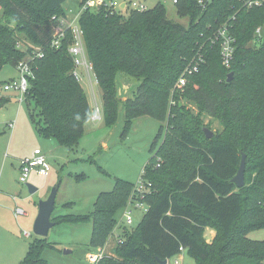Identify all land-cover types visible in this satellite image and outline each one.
I'll return each mask as SVG.
<instances>
[{"label": "trees", "instance_id": "16d2710c", "mask_svg": "<svg viewBox=\"0 0 264 264\" xmlns=\"http://www.w3.org/2000/svg\"><path fill=\"white\" fill-rule=\"evenodd\" d=\"M66 1L0 0V69H15L30 59L24 102L38 117L30 114L31 121L41 137L74 149L91 108L71 75ZM75 1L105 126L111 129L122 110V137L130 122L143 116L166 127L140 178L150 183L147 192L139 195L117 181L113 191L99 195L89 215L51 221L90 222L89 245L102 248L117 227L116 213L130 199L146 204V210L135 227H125L119 236L114 252L122 262L94 264H169L183 252L194 264H264V239L247 237L264 229V1L247 8L243 0H177L176 13L189 19L187 27L170 21L161 4L124 16L104 3L91 11V0ZM224 24L234 39L229 67L222 65L219 44L213 41ZM61 35L59 47H52ZM24 39L30 45L20 48L17 43ZM118 77L137 84L125 100L116 96ZM180 79L186 82L177 89ZM181 101L194 105L196 114L179 106ZM202 115L218 121L222 130L208 138ZM162 131L161 125L156 139ZM242 154L244 186L237 188L232 179ZM206 228L215 231L209 243ZM48 247L45 238H36L20 264H48L41 258Z\"/></svg>", "mask_w": 264, "mask_h": 264}, {"label": "rangeland", "instance_id": "374dc122", "mask_svg": "<svg viewBox=\"0 0 264 264\" xmlns=\"http://www.w3.org/2000/svg\"><path fill=\"white\" fill-rule=\"evenodd\" d=\"M107 2L108 0H91L89 8L95 11L98 5ZM132 2L142 3L147 9L161 4L170 21L183 27H187L189 23L187 17H178L171 0H112V5L116 11H121V14L126 16L130 10L120 9V5ZM62 8L70 22L78 21L79 8L75 0L66 1ZM24 41L21 45H30L28 40ZM19 76V72L10 66L0 69V97L9 98L8 101H0V264H20L29 244L39 238L32 229L38 213V204L49 196L54 186L58 185V189L51 218L89 215L99 195L113 191L117 181L137 186L143 169L164 139L166 127L165 123L148 116L133 119L126 134L108 149L104 146V140L111 129L105 126L103 117L100 121H92L90 118L76 148L61 147L54 139H45L37 133L30 118V114H34L38 120L37 111L33 106L28 107L24 101H19L20 95L17 92L2 90L6 82L16 80ZM185 82V79H180L175 87L178 85L177 89H181ZM81 87L85 91L90 108L93 109V97L87 83L82 82ZM94 92L96 103L102 109L100 88L95 87ZM182 105L192 114H196L194 105L181 101L179 106ZM202 120L204 125L207 124L209 132L222 130L218 121L205 115H202ZM161 125L163 131L156 139ZM155 139L156 146L151 150ZM35 149L45 155L50 166L49 174L42 176L33 170L28 174L27 181L21 183L20 161L29 158ZM26 184L36 191L30 193ZM126 207L130 208L133 218L130 227H135L143 216L146 204L141 203L140 209H135L129 205L128 200ZM126 207L116 213L117 227L113 229L102 248L89 245L92 236L90 222L60 223L48 231L45 239L52 247L44 249L41 258L48 264H94L103 259L122 262L115 254L114 248L119 236L124 234L123 214ZM247 237L261 241L264 239V229L250 232ZM174 259L170 260L169 264H172ZM178 262L194 264L185 252L182 254V260Z\"/></svg>", "mask_w": 264, "mask_h": 264}, {"label": "built area", "instance_id": "2783aa9c", "mask_svg": "<svg viewBox=\"0 0 264 264\" xmlns=\"http://www.w3.org/2000/svg\"><path fill=\"white\" fill-rule=\"evenodd\" d=\"M175 5L177 0H171ZM262 0H243V6L247 8H251L256 5H260ZM104 7L113 8L112 0H108L107 3H104ZM124 8L129 9L130 11H138L143 12L147 10V8L142 3H128L124 6ZM114 9V8H113ZM69 21V20H68ZM68 30L70 33V44L68 46L67 52L72 60L73 69L71 71V75L75 78L77 82L81 83L86 82L88 89L93 97L94 106L91 109L90 118L92 121H100L103 117V109H100L98 104L96 103V93L94 92L95 87L98 86L97 79L93 73L91 62L88 59L85 44H84V36L83 30L78 25V21H69ZM260 29H257V34ZM62 35L52 42V47L58 48L59 42ZM213 41H217L220 48V56L222 65L225 67H229L232 57H233V42L234 39L229 35L227 26L224 24L220 26L215 32V37ZM17 45L22 48L23 45L21 43H17ZM34 52H38L34 49ZM36 57H41L42 55L39 53L35 54ZM28 60L25 59L17 63L16 70L19 72L20 76L16 80H11L6 82L2 86L3 91H15L20 95L19 101H24L25 94L28 90V82L29 78L32 77L31 67L28 64ZM192 71L196 70L195 67L191 69ZM36 171L39 175L48 176L50 171V166L45 158V155L38 149L34 150L29 158H24L20 161L19 166V181L21 183H25L28 178V174L30 171ZM150 188V183L147 181H140L138 185L134 187V192L141 195L144 192H147ZM129 205L133 206L135 209H140L141 203L135 201L133 204ZM146 210V209H145ZM144 210V211H145ZM123 227H130L133 224V218L131 215L130 208L126 207L123 214ZM172 264H179L178 260L175 259Z\"/></svg>", "mask_w": 264, "mask_h": 264}, {"label": "water", "instance_id": "95a60500", "mask_svg": "<svg viewBox=\"0 0 264 264\" xmlns=\"http://www.w3.org/2000/svg\"><path fill=\"white\" fill-rule=\"evenodd\" d=\"M124 6L121 5L120 9H123ZM232 74L229 73L227 76V82H230ZM137 88V84L124 81L121 77H118L116 80V92L117 98L119 100H125L129 95H131ZM125 128V118L123 111H120L118 114V119L116 120L114 126L111 129L110 134L104 140V146L106 148H111L115 143L120 141ZM207 137L211 136V132L208 130L205 131ZM244 171H245V155L242 154L239 168L237 174L232 179V182L237 186V188H242L244 186ZM28 191L33 193L36 191L31 185L26 184ZM58 185L54 186L51 190L49 196L40 201L38 204V213L33 223V233L39 238H46L48 231L55 226L51 221V215L54 210L55 197L57 193ZM160 264H168L167 260L161 261Z\"/></svg>", "mask_w": 264, "mask_h": 264}, {"label": "crops", "instance_id": "0c3cea01", "mask_svg": "<svg viewBox=\"0 0 264 264\" xmlns=\"http://www.w3.org/2000/svg\"><path fill=\"white\" fill-rule=\"evenodd\" d=\"M264 1V0H263ZM121 5H123V6H125L126 4H124V3H122ZM120 5V6H121ZM67 17V19L68 20H70V18L68 17V16H66ZM0 99H8L9 100V98L8 97H0ZM110 129V128H109ZM112 129V128H111ZM36 150V149H35ZM206 234H207V236H208V239H206ZM214 236H215V231L214 230H212V229H209V228H206L205 229V233H204V237H205V240H206V242H210L213 238H214ZM184 253V252H183ZM183 253H181L180 255H178L177 257H176V259L179 261V260H182V254Z\"/></svg>", "mask_w": 264, "mask_h": 264}]
</instances>
